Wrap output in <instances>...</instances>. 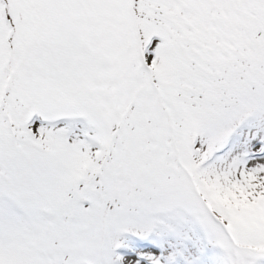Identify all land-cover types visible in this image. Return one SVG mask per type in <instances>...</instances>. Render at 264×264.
I'll use <instances>...</instances> for the list:
<instances>
[{"label": "snow or ice", "instance_id": "6c2138e0", "mask_svg": "<svg viewBox=\"0 0 264 264\" xmlns=\"http://www.w3.org/2000/svg\"><path fill=\"white\" fill-rule=\"evenodd\" d=\"M0 264H264V0H0Z\"/></svg>", "mask_w": 264, "mask_h": 264}]
</instances>
